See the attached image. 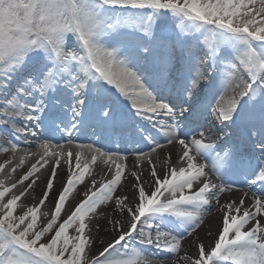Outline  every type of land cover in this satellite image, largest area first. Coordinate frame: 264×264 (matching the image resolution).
<instances>
[{"label": "snow or ice", "instance_id": "snow-or-ice-1", "mask_svg": "<svg viewBox=\"0 0 264 264\" xmlns=\"http://www.w3.org/2000/svg\"><path fill=\"white\" fill-rule=\"evenodd\" d=\"M0 153V264H264V0H0Z\"/></svg>", "mask_w": 264, "mask_h": 264}, {"label": "bare ground", "instance_id": "bare-ground-1", "mask_svg": "<svg viewBox=\"0 0 264 264\" xmlns=\"http://www.w3.org/2000/svg\"><path fill=\"white\" fill-rule=\"evenodd\" d=\"M211 135L214 138H217L219 136L222 135V133H218V132H214L211 133ZM180 153V147L179 145H168L162 149H159L158 152L156 154H153L152 157V162L155 164L158 174L162 175L164 173V171L166 170V166H176L177 165V160H178V154ZM171 156L170 161H166V158L169 156ZM11 153L8 154H3L0 153V163H3L6 159L7 156H10ZM134 160L133 156H129L128 161L126 162L128 164V168L126 169V173L127 171L132 170V162ZM35 162V157H32L29 159V161L24 165L23 168H21L20 170H18V172L16 173L17 176H19L20 174H22L23 172H26L28 170V167L31 163ZM199 163H206V161L204 160H199ZM66 166H64L62 164L61 168L58 169V173L61 177V179H63L65 172H64V168ZM143 171H144V175L147 176V172H148V166L147 163L145 162L143 164ZM3 174H0V177H2ZM42 179L40 181L37 182V185L34 186V190L30 191L29 194L24 198V201L22 202H27L28 204H32L34 202H36V200H38L44 192V181L47 179L48 176V171L47 170H42ZM86 178V182H87ZM132 179L128 178V180L125 182V187L123 188V190H118L116 195H129L131 196V187H132ZM60 187L59 184L55 185L56 190H58ZM238 186L237 188H234V190L232 192H227L225 194H223L221 196V200H220V204L223 205L231 200H239L241 198L245 199V207H247L250 203V197H251V192H249V196L248 198L244 197V192L242 190H239ZM79 190V188H78ZM55 195L56 192L53 191V193L50 196V201L48 203H46V205L44 206V208L42 209V211H50L51 209V202L55 199ZM33 197L36 198V200L33 199ZM74 203V202H72ZM68 207H71V203L68 205ZM104 212L109 213V215L111 216V207H106L103 209ZM220 216L221 213L214 209L213 212L208 216L205 225L201 228V230L196 234L195 237H191V238H187L184 242H183V246L181 249V253L179 254V256H183V255H190V256H194L196 253V248L194 247L195 244L199 243L200 241H203L205 243V245L207 246L208 244H210L212 242V240L215 238V232H216V225L219 224L220 221ZM99 228H100V237L104 238L107 237L109 235V233L106 231V220L101 218L98 221L95 222ZM264 223V222H262ZM212 226L211 231L213 233V235H207V233L209 232V226ZM179 256L176 257V264H183V261L180 260Z\"/></svg>", "mask_w": 264, "mask_h": 264}]
</instances>
